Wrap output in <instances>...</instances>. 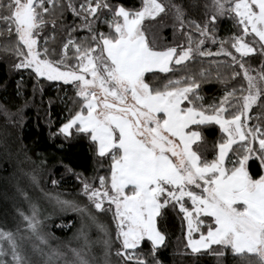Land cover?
Here are the masks:
<instances>
[{"label": "snow or ice", "instance_id": "6c2138e0", "mask_svg": "<svg viewBox=\"0 0 264 264\" xmlns=\"http://www.w3.org/2000/svg\"><path fill=\"white\" fill-rule=\"evenodd\" d=\"M202 6L203 18L196 20L175 0H141L135 9L110 0H0V37L9 38L3 51L16 58L12 66L71 84L79 109L59 133L70 138L75 129L89 139L101 167L110 161L107 175L81 181L80 195L97 213H111L115 255L124 264H161L157 251L166 237L158 225L169 206L183 214L193 256L207 253L223 264L231 252L247 264H264V174L254 178L249 172L252 160L264 169V124L249 123L253 107L264 106V0H205ZM225 18L236 32L220 40L217 51L205 50L206 40L217 43V24ZM169 21L174 35L187 38L186 46L159 47L155 34L148 39L150 28ZM78 31L87 35L74 36ZM193 31L200 37L195 42ZM57 33L65 37L59 49L51 46ZM197 57L228 58L212 61L216 82L225 86L218 102L204 103L201 85L213 82V71L192 70ZM175 72L183 74L167 75ZM239 76L246 86L231 83ZM209 125L222 134L212 159L203 131ZM31 179L38 183L35 174ZM19 191L29 209L17 210L22 223L15 230L0 228V264H36L29 250L42 264H99L83 230L80 247H53L39 203ZM47 196L57 210L87 216L103 233V264H111V235L87 206Z\"/></svg>", "mask_w": 264, "mask_h": 264}, {"label": "trees", "instance_id": "16d2710c", "mask_svg": "<svg viewBox=\"0 0 264 264\" xmlns=\"http://www.w3.org/2000/svg\"><path fill=\"white\" fill-rule=\"evenodd\" d=\"M185 6L188 17L196 20L203 18L205 0H175ZM113 5H122L128 9L138 8L141 0H110ZM195 5V6H193ZM70 13L65 14V22L73 23ZM79 23V21H76ZM100 30L107 32L106 25H100ZM236 28L229 19H222L217 24V43L205 41L203 48L215 52L219 48V41L228 39ZM156 37L159 47L171 45L175 42L187 45V38L175 33L170 21L164 28H150L148 39ZM76 37L86 36V31L73 34ZM65 37L57 33L56 43L51 45L59 49L60 42ZM193 41L200 39L198 33L192 32ZM5 35L0 37V228L15 230L21 224L18 209L25 212L29 209V202L21 195L19 190L27 193L28 197L37 201L40 206L41 219L44 232L53 247H59L67 252L66 246L80 247L83 244L81 230L88 234L92 243V254L97 256L99 264H103V233L87 219L86 215L71 210H57L49 202L47 194L59 195L62 199L73 200L87 206L88 211L96 216L111 235L112 255L111 264H124L120 257L115 255L119 244L115 241V225L112 223L111 213H97L89 201L80 195L81 181L98 175H107L110 161L105 160L100 166V159L95 155L89 139L83 134H76L65 138L59 133L60 127L70 119L79 109L78 97L71 84L48 81L37 78L31 69H15L12 65L16 58L11 53L3 51L4 44L8 41ZM228 47V45H226ZM234 52V50H232ZM239 55V54H236ZM225 57H197V62L192 65V70L199 71L201 67L211 69L213 77L211 83L201 85L200 94L204 97L205 105L218 102L224 94V85L216 82L214 60H226ZM253 68L258 64L252 63ZM239 71L238 67L236 68ZM230 75L231 70L222 69ZM182 72L167 74L171 78H178ZM151 79L152 74H146ZM163 77L165 74H156ZM158 82V81H156ZM231 83H243L242 76ZM231 87V84L229 85ZM249 115L254 118L250 124L257 122L264 124V106H254ZM259 117V119H257ZM204 136L208 148V158H213L215 143L220 139L218 125L205 126ZM259 162H249V172L254 178L263 174ZM35 174L38 183L34 184L31 175ZM79 176V179L77 178ZM57 184L53 185L52 181ZM98 186V181H96ZM190 205V202H189ZM207 221L208 218L201 217ZM159 228L165 234V244L157 251V259L161 264H219L217 257L207 253L193 256L190 249L186 248L187 226L183 214H178V208L173 211L171 206L167 215L159 223ZM199 236V233H196ZM150 244L145 245L143 251L148 252ZM215 247V246H214ZM36 264H42V259L32 254ZM71 258V253H68ZM149 260L151 256L147 257ZM223 264H247L246 260L229 252L222 258ZM254 261V258H253ZM58 264H63L60 260Z\"/></svg>", "mask_w": 264, "mask_h": 264}, {"label": "crops", "instance_id": "0c3cea01", "mask_svg": "<svg viewBox=\"0 0 264 264\" xmlns=\"http://www.w3.org/2000/svg\"><path fill=\"white\" fill-rule=\"evenodd\" d=\"M263 174H264V170H263ZM186 226H187V223H186ZM193 237H194V238H198L199 236L197 237V236H196V233H193Z\"/></svg>", "mask_w": 264, "mask_h": 264}, {"label": "rangeland", "instance_id": "374dc122", "mask_svg": "<svg viewBox=\"0 0 264 264\" xmlns=\"http://www.w3.org/2000/svg\"><path fill=\"white\" fill-rule=\"evenodd\" d=\"M57 82H62V81H57Z\"/></svg>", "mask_w": 264, "mask_h": 264}]
</instances>
